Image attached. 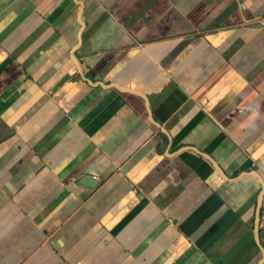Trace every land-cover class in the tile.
Instances as JSON below:
<instances>
[{"label":"crops","instance_id":"1","mask_svg":"<svg viewBox=\"0 0 264 264\" xmlns=\"http://www.w3.org/2000/svg\"><path fill=\"white\" fill-rule=\"evenodd\" d=\"M261 179L264 0H0V264H257Z\"/></svg>","mask_w":264,"mask_h":264},{"label":"water","instance_id":"2","mask_svg":"<svg viewBox=\"0 0 264 264\" xmlns=\"http://www.w3.org/2000/svg\"><path fill=\"white\" fill-rule=\"evenodd\" d=\"M69 77L68 74H65L57 83V85L61 84L62 82H64L67 78ZM98 79V77H96ZM99 83L101 85H106L105 83H103V81H99ZM111 85H115L113 83H110ZM117 86V85H115ZM158 124V123H157ZM159 125V124H158ZM160 126V125H159ZM191 147V146H190ZM191 149V148H189ZM197 153L199 154H202L205 158H207L216 168V170L221 173L222 175H225V173L223 172V169L220 167V165L217 163V161L209 154L207 153H203L201 152L200 150L196 149ZM257 174V173H255ZM258 175V174H257ZM79 182L81 184H84V185H87V186H90V187H94L96 184H97V179H95L94 177L90 176V175H83L80 177L79 179ZM261 183H262V190L260 192V195H259V199H258V203H257V215L255 217V225H254V231H255V238L257 240V242L259 243V246L261 247V250H262V256L261 258L259 259L258 263L257 264H263L264 263V246H262L259 242V228L261 226V222L259 220V209H260V206L262 204V195L264 193V181L261 179Z\"/></svg>","mask_w":264,"mask_h":264}]
</instances>
